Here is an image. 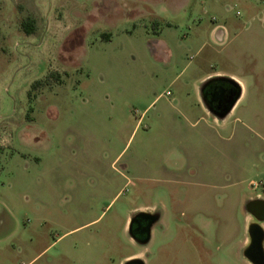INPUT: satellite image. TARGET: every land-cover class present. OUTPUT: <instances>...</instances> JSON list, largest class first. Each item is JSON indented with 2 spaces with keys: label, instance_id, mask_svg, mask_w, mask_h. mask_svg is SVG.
Wrapping results in <instances>:
<instances>
[{
  "label": "rangeland",
  "instance_id": "rangeland-1",
  "mask_svg": "<svg viewBox=\"0 0 264 264\" xmlns=\"http://www.w3.org/2000/svg\"><path fill=\"white\" fill-rule=\"evenodd\" d=\"M206 74L243 83L223 125ZM256 194L264 0H0V264H250Z\"/></svg>",
  "mask_w": 264,
  "mask_h": 264
},
{
  "label": "water",
  "instance_id": "water-1",
  "mask_svg": "<svg viewBox=\"0 0 264 264\" xmlns=\"http://www.w3.org/2000/svg\"><path fill=\"white\" fill-rule=\"evenodd\" d=\"M214 79L226 81L237 89L236 93L234 94L229 104L222 109H214L211 106H209L205 102L204 99H202L204 105L206 106L207 110L211 114H213L218 119H223L228 114V112L231 110L237 98L239 97L240 87L238 86L237 82L231 78L217 76V77L205 80L201 85V89L205 84H207L208 82ZM245 209L247 213L252 216L254 221L248 224V227H247L248 244L242 250V255L244 258H246V260L250 262V264H264V248H263L264 230L260 225V222L264 220V201L258 200V199L249 200L245 205ZM136 216H145V217L150 218L148 231H150L151 225L155 221H157L159 218L158 213H151V212H144V211H140L136 213L135 217ZM147 239L148 237H146V240ZM146 240H144V242ZM135 260L140 261V259H132V260L126 261L124 264H129L130 262H134Z\"/></svg>",
  "mask_w": 264,
  "mask_h": 264
},
{
  "label": "flooded vegetation",
  "instance_id": "flooded-vegetation-1",
  "mask_svg": "<svg viewBox=\"0 0 264 264\" xmlns=\"http://www.w3.org/2000/svg\"><path fill=\"white\" fill-rule=\"evenodd\" d=\"M201 94L205 102L214 109H222L226 107L235 94L234 87L230 86V84L223 80H211L207 84H205L201 89ZM150 218L145 216H136L135 214L130 218L127 232L129 234V240L133 243L144 244L147 243L149 239L146 240V237H149L150 231H148ZM155 221L152 226L156 223ZM144 240H146L144 242ZM132 259H140L138 257L131 258ZM128 261V260H126ZM125 261V262H126ZM142 261V262H141ZM124 262V263H125ZM123 263V264H124ZM129 264H144L142 259L135 260L134 262H130Z\"/></svg>",
  "mask_w": 264,
  "mask_h": 264
},
{
  "label": "crops",
  "instance_id": "crops-1",
  "mask_svg": "<svg viewBox=\"0 0 264 264\" xmlns=\"http://www.w3.org/2000/svg\"><path fill=\"white\" fill-rule=\"evenodd\" d=\"M159 45H160V48H163V49H165V44H160L159 43ZM216 75H220V73H216L214 76H216ZM209 77H213V75H210V74H206V75H204V76H202V77H200L199 78V83H201L200 84V87H199V92H200V97H199V100L201 99V102H202V105H200V104H197L198 105V107H199V109L201 110V111H204L205 113H207V114H209V115H211L212 116V118H213V122L214 123H216V124H221V125H223L224 124V122L222 121V120H220V119H218V118H216L213 114H211L208 110H207V108H206V106L204 105V103H203V101H202V99H203V97H202V94H201V85H202V83L205 81V80H208V78ZM233 78V80L234 81H236L237 82V84H238V86L240 87V85H241V88H242V93H243V91H244V86H243V83L240 81V79H238V78H236V77H234V76H232ZM214 78V77H213ZM210 79V78H209ZM241 88H240V93H241ZM243 95V94H242ZM240 96V95H239ZM176 100H178V99H176ZM177 102V101H176ZM198 102V101H197ZM256 199H258V200H262V201H264V196H262V195H259V194H256L255 196H249V197H245L244 199H243V201L242 202H248L249 200H256ZM248 222V221H247ZM260 225H261V222H260ZM261 227H262V225H261ZM264 230V229H263ZM246 238L244 239V242L243 243H248V236H247V233H246ZM263 248H264V242H263ZM131 258H135V257H129V258H127L126 260H129V259H131ZM125 260V261H126Z\"/></svg>",
  "mask_w": 264,
  "mask_h": 264
},
{
  "label": "trees",
  "instance_id": "trees-1",
  "mask_svg": "<svg viewBox=\"0 0 264 264\" xmlns=\"http://www.w3.org/2000/svg\"><path fill=\"white\" fill-rule=\"evenodd\" d=\"M21 27H22L23 32H25L26 34H31V33H33L34 28H35V26H34V21L31 20V19H27V20H25V21L22 23ZM56 76H57V75H56ZM214 80H215V79H214ZM56 81H57V82H60V78H59V76H57ZM39 84H40V81H35V82L32 84V87L35 88V87H36L37 85H39ZM229 84H230V83H229ZM230 86H232V85L230 84ZM232 87H234V86H232ZM234 89H235V93H236L237 89H236L235 87H234Z\"/></svg>",
  "mask_w": 264,
  "mask_h": 264
}]
</instances>
